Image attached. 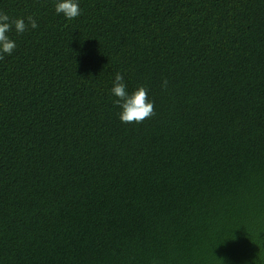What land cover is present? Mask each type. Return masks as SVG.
I'll return each mask as SVG.
<instances>
[{"label": "trees", "instance_id": "1", "mask_svg": "<svg viewBox=\"0 0 264 264\" xmlns=\"http://www.w3.org/2000/svg\"><path fill=\"white\" fill-rule=\"evenodd\" d=\"M56 2L0 0L38 24L0 60V264H264V0Z\"/></svg>", "mask_w": 264, "mask_h": 264}, {"label": "clouds", "instance_id": "2", "mask_svg": "<svg viewBox=\"0 0 264 264\" xmlns=\"http://www.w3.org/2000/svg\"><path fill=\"white\" fill-rule=\"evenodd\" d=\"M57 14H63L67 20H72L81 14L78 0H57L54 5ZM38 27L33 16H27V23L24 18H12L7 13L0 11V60L5 55H11L16 43L10 39L8 33L13 30L18 34L24 33L28 27ZM167 79L162 81V87H167ZM111 93L117 98L113 101L120 108L119 119L123 123H142L144 120L155 115L154 103L148 99V90L140 85L129 93L122 73L117 72L114 76Z\"/></svg>", "mask_w": 264, "mask_h": 264}]
</instances>
